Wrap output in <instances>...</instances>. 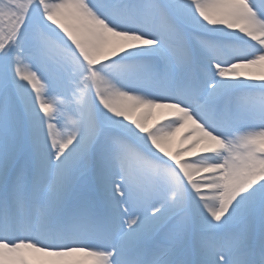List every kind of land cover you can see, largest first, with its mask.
I'll use <instances>...</instances> for the list:
<instances>
[{"label": "snow or ice", "instance_id": "6c2138e0", "mask_svg": "<svg viewBox=\"0 0 264 264\" xmlns=\"http://www.w3.org/2000/svg\"><path fill=\"white\" fill-rule=\"evenodd\" d=\"M0 264H264V0H0Z\"/></svg>", "mask_w": 264, "mask_h": 264}, {"label": "bare ground", "instance_id": "6f19581e", "mask_svg": "<svg viewBox=\"0 0 264 264\" xmlns=\"http://www.w3.org/2000/svg\"><path fill=\"white\" fill-rule=\"evenodd\" d=\"M149 122H151L152 123V121H149ZM154 122V121H153Z\"/></svg>", "mask_w": 264, "mask_h": 264}, {"label": "rangeland", "instance_id": "374dc122", "mask_svg": "<svg viewBox=\"0 0 264 264\" xmlns=\"http://www.w3.org/2000/svg\"><path fill=\"white\" fill-rule=\"evenodd\" d=\"M149 123H151V122H149ZM152 123H153V121H152Z\"/></svg>", "mask_w": 264, "mask_h": 264}]
</instances>
